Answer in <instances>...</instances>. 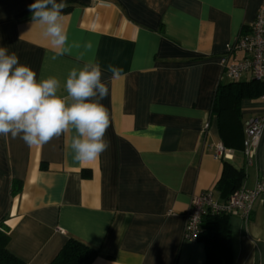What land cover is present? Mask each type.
I'll list each match as a JSON object with an SVG mask.
<instances>
[{
	"label": "crops",
	"instance_id": "obj_1",
	"mask_svg": "<svg viewBox=\"0 0 264 264\" xmlns=\"http://www.w3.org/2000/svg\"><path fill=\"white\" fill-rule=\"evenodd\" d=\"M34 2L0 0V47L15 52L37 80L59 79L60 95L73 68L99 62L110 146L81 164L70 149L73 133L40 146L0 136L8 250L27 264H48L74 238L97 250L91 264H204L203 240L183 238L191 196L211 189L224 202L215 188L223 160L243 169L239 188H253L264 175V96L239 101L238 135L222 129L223 138L211 112L223 80L220 56L264 0H64L63 55L32 25ZM109 65L122 69L119 78ZM251 117L262 127L247 163L243 122ZM228 216L230 264H264V196L247 222Z\"/></svg>",
	"mask_w": 264,
	"mask_h": 264
},
{
	"label": "clouds",
	"instance_id": "obj_2",
	"mask_svg": "<svg viewBox=\"0 0 264 264\" xmlns=\"http://www.w3.org/2000/svg\"><path fill=\"white\" fill-rule=\"evenodd\" d=\"M65 7L64 0H35L29 5L32 25L39 26L56 55L69 50ZM108 70L115 78L121 76L120 68L109 65ZM102 74L99 62L73 68L63 84L66 95H60L59 79L37 80L36 72L21 64L15 52L0 47V136L20 137L29 146H40L73 133L74 160L81 164L98 160L110 146L105 138L110 117L101 103L108 87Z\"/></svg>",
	"mask_w": 264,
	"mask_h": 264
},
{
	"label": "trees",
	"instance_id": "obj_3",
	"mask_svg": "<svg viewBox=\"0 0 264 264\" xmlns=\"http://www.w3.org/2000/svg\"><path fill=\"white\" fill-rule=\"evenodd\" d=\"M261 96H264V80L255 78L220 80L213 96L211 112L218 119V127L223 138L225 136L222 135V129L229 128L228 131L233 135L242 132L238 115L239 101L243 98L254 99ZM244 177L242 168H235L223 160L221 175L215 188L221 190L226 199L231 192L239 188ZM19 190V182H14L13 191L17 193ZM201 227L198 239L203 240L206 247L204 264H230V248L227 243L228 214L207 212L202 218ZM9 239L8 227L0 221V264H27L8 250ZM96 256L95 248L69 238L48 264H91Z\"/></svg>",
	"mask_w": 264,
	"mask_h": 264
},
{
	"label": "built area",
	"instance_id": "obj_4",
	"mask_svg": "<svg viewBox=\"0 0 264 264\" xmlns=\"http://www.w3.org/2000/svg\"><path fill=\"white\" fill-rule=\"evenodd\" d=\"M221 78L223 80H240L255 78L264 80V2L259 7L254 20L246 30H240L233 41L227 45L220 56ZM261 121L251 117L243 122V154L247 163L251 162L254 149L261 132ZM216 156H226L221 143L216 146ZM264 196V175L260 176L253 188H237L224 202L212 197L211 189L191 196L185 212L183 238L197 240L201 233L202 218L207 212L237 214L247 222L254 204Z\"/></svg>",
	"mask_w": 264,
	"mask_h": 264
}]
</instances>
